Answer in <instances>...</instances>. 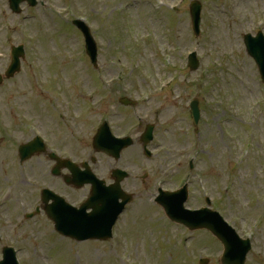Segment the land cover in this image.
Wrapping results in <instances>:
<instances>
[{
  "label": "rangeland",
  "instance_id": "rangeland-1",
  "mask_svg": "<svg viewBox=\"0 0 264 264\" xmlns=\"http://www.w3.org/2000/svg\"><path fill=\"white\" fill-rule=\"evenodd\" d=\"M81 1H87L88 0H81ZM249 0H211L210 4L212 7L210 9H207V14H205L204 17V25H203V31H204V38H202V42L208 43L206 46V50L208 51L212 46L217 50V55L222 56L225 53L230 54L232 52L231 46L232 42L230 40H235L234 35L236 34L239 26L243 23L245 29H248V23L250 22V7L248 4ZM88 7V4H87ZM224 8V9H223ZM245 11H243V10ZM213 10H215L213 13ZM227 10H230L229 14L223 13ZM88 11V10H87ZM234 11L237 12V14H234ZM210 17L214 18L215 20H210ZM187 11L184 12L183 15L180 16V18L176 19V22L178 23V29L180 32V43L184 44L191 43L190 38L188 36V30L186 26V19ZM240 18V20H237ZM120 23V22H119ZM136 23V21H135ZM39 39V38H38ZM55 40H53L54 42ZM59 46H62L63 39L59 36ZM67 44V45H66ZM65 45V46H64ZM63 47L66 48L64 52V57L67 59L69 56V52H67L66 46H70L71 48L75 46L74 41L72 39H69V42L64 43ZM43 49H46L45 46H42ZM51 54V53H50ZM230 58V69L232 72H229L230 78L227 80L225 77L224 83V91L226 93L225 97H222L216 102L219 104V100L222 101V105H219L217 109L219 110H226V111H233V110H239V109H247L248 106L253 101V93H256L257 83L256 78L254 75V72L252 68H249V64L247 61L243 59L242 55H231L228 57ZM63 71H67L65 69H62ZM17 90H20L18 87ZM17 97L21 100H25L26 98H22L21 95H17ZM175 106H177L174 103ZM165 106V105H163ZM30 112H33L42 122H45V118L38 115V112L34 111V109H30ZM235 123V122H234ZM214 130L211 135L208 136L209 140L214 139L216 142L221 143L222 140L220 139L221 133L220 129L217 125V120L212 121ZM239 122H237V125ZM80 136H83V134H80ZM174 145H178V142H172ZM183 145L185 143L183 142ZM73 149H77V146L72 145ZM211 155L210 159L216 157L218 158V161L220 159L228 160V156L226 155V151L219 150L211 145ZM227 156V157H225ZM225 157V158H224ZM207 164H211V162H208ZM250 168V166H249ZM250 174V171H249ZM208 180L210 181L211 187L213 189V192L218 194L221 192L222 184H217L215 181L214 176H208ZM243 195H246L244 197V202L250 201L248 193H245ZM221 199V198H220ZM243 200V197H242ZM222 205L223 208H226L225 210L232 213L239 212V209L237 205L234 203V201H230L228 198H222ZM224 202V204H223ZM162 228L159 227H151V229L147 230V234L149 232L154 233L155 236H162ZM167 250H170L172 247L170 245H166L165 247ZM165 251H163L164 253ZM171 253V252H170ZM146 256H152L150 259L157 260L156 256H158L157 251L151 252L149 248H147Z\"/></svg>",
  "mask_w": 264,
  "mask_h": 264
}]
</instances>
